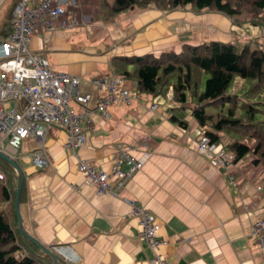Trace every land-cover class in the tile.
I'll return each instance as SVG.
<instances>
[{
  "label": "crops",
  "instance_id": "crops-1",
  "mask_svg": "<svg viewBox=\"0 0 264 264\" xmlns=\"http://www.w3.org/2000/svg\"><path fill=\"white\" fill-rule=\"evenodd\" d=\"M98 1L76 0L69 11L85 23L42 30L30 40V49L45 56L51 69L76 74L93 99L87 141L74 153L64 145L67 132L54 123L42 141L48 159L44 168L31 162L38 147L33 137L16 149L7 145L23 174L22 229L63 264H151L152 252L140 237L139 218L130 213L127 199L134 198L160 224L158 234L165 242L157 248L174 264H264V245L250 232L253 219L264 216L263 170L251 161L253 155L242 166H212L196 149L201 128L190 109L170 98L171 89L157 96L138 92L133 76L123 72L131 73L134 67L125 57L178 52L185 43L208 40L242 42L253 38L257 27L236 25L223 13L190 5L168 10L132 6L104 21ZM116 73L125 74L126 84L137 91L136 99L112 102L107 107L110 116L103 119L94 104L104 93L91 78ZM153 102L158 105L154 110ZM70 105L80 110L75 102ZM147 132L151 154L118 195L97 192L79 173V159L108 169L117 146L139 156V138ZM8 171L17 180L12 165ZM28 244L37 246L29 239Z\"/></svg>",
  "mask_w": 264,
  "mask_h": 264
},
{
  "label": "built area",
  "instance_id": "built-area-1",
  "mask_svg": "<svg viewBox=\"0 0 264 264\" xmlns=\"http://www.w3.org/2000/svg\"><path fill=\"white\" fill-rule=\"evenodd\" d=\"M75 3L76 0H17L10 11V30L4 32L0 28V150L7 152V145L16 149L25 138L33 137L38 147L30 157L37 169L48 164L42 141L51 123L67 132L64 145L71 153H74L76 146L84 145L87 141L93 95L82 88L76 74L51 69L47 58L32 51L29 46L32 36L42 30L66 29L80 22L85 23L74 13L69 14ZM86 27H91V23L87 22ZM126 81L122 73L91 78L92 85L104 93L95 97L94 104L103 119L110 116L107 107L112 102L128 104L136 99L137 91L131 89ZM11 102L14 104L10 105ZM71 102L78 104L80 110L74 111ZM157 106L153 102L150 109L154 110ZM150 142V132L139 138L142 148L139 156L117 146L108 169L96 168L86 160L79 159L78 171L97 192L118 195L150 156ZM196 149L207 157L212 166L227 168L232 164L242 166L245 162V158L233 161L232 152L227 151L221 142L209 141L202 131L197 138ZM228 178L236 186L234 174L229 172ZM127 201L131 206L130 213L139 218L140 237L151 249L150 263L174 264L157 248L165 242L158 234L160 224L137 200L131 198ZM250 232L264 245V216L253 219Z\"/></svg>",
  "mask_w": 264,
  "mask_h": 264
},
{
  "label": "trees",
  "instance_id": "trees-1",
  "mask_svg": "<svg viewBox=\"0 0 264 264\" xmlns=\"http://www.w3.org/2000/svg\"><path fill=\"white\" fill-rule=\"evenodd\" d=\"M16 1L12 2L7 21L1 17L0 28L4 32L10 30V11ZM150 5L163 10L190 5L195 10L223 13L236 25L247 23L264 27V0L98 1L104 21L132 6ZM261 38V42L250 38L242 43L238 40L185 43L178 52L133 55L125 57L134 64L131 73L126 69L123 72L133 76L138 92L157 96L166 95L171 89L170 98L179 107L190 109L209 141L217 143L221 132L233 131L234 138L224 148L234 154L233 161L254 153L253 163L261 165L264 185V33ZM237 77L250 85L246 92H231ZM238 109L240 114L236 115ZM170 117L177 119L174 115ZM245 138L253 139V144L242 142ZM9 167L11 165L0 158V171L5 177L0 178V205H3L0 207V264H52L49 255L34 244L32 248L15 227L13 201L17 180L11 179Z\"/></svg>",
  "mask_w": 264,
  "mask_h": 264
},
{
  "label": "rangeland",
  "instance_id": "rangeland-1",
  "mask_svg": "<svg viewBox=\"0 0 264 264\" xmlns=\"http://www.w3.org/2000/svg\"><path fill=\"white\" fill-rule=\"evenodd\" d=\"M13 1L14 0H0V13H1V17H2L3 20L7 21V16H8V13H9V10H10V7H11ZM255 27H257V29H256V31L254 33L255 35H254L253 38H257L259 40V42H261L262 41L261 36L264 33V27L263 28L258 27V26H255ZM86 35L87 36H92L91 34H89V32H86ZM238 41H239L238 43H242L241 40H238ZM263 48H264V46H263ZM205 77H206V74L203 75V81H204ZM249 86L250 85L246 84L243 79L237 77L235 79L232 87H231V92H241V93H243V92L247 91V88ZM239 114H240V110L238 109L237 112H236V115H239ZM233 138H234L233 131H231V130L230 131L229 130L228 131H224V132H221V138H220L219 142H221L222 145L225 147V145L228 142H230ZM253 141H254L253 139L249 140L248 138H245V139H243L242 142H245V143H247L249 145H252ZM251 155H253L252 160H251L253 162V159L255 158V154L254 153L251 152L245 158L247 159L248 157H251ZM260 167H261V165H260ZM4 179H5V177L3 176L2 180H4ZM1 206H3V205H0V207ZM15 227L18 229L17 222H16Z\"/></svg>",
  "mask_w": 264,
  "mask_h": 264
},
{
  "label": "water",
  "instance_id": "water-1",
  "mask_svg": "<svg viewBox=\"0 0 264 264\" xmlns=\"http://www.w3.org/2000/svg\"><path fill=\"white\" fill-rule=\"evenodd\" d=\"M0 158L9 162L17 171L18 174V178H17V182H16V188H15V193H14V211L16 214V219H17V225H18V229L21 232V234L31 240L33 243H35L39 248H41L45 253H47L49 255L50 258V262L52 264H63L57 257V255L51 251L49 248L41 245L33 236H31L29 233L25 232L22 227H21V216H20V212H19V195H20V191H21V186H22V181H23V174L20 170V168L18 167L17 163L15 162V160L7 153L4 151L0 150Z\"/></svg>",
  "mask_w": 264,
  "mask_h": 264
}]
</instances>
